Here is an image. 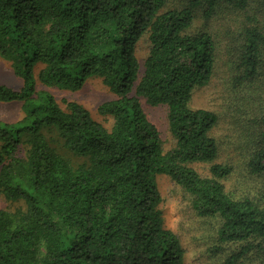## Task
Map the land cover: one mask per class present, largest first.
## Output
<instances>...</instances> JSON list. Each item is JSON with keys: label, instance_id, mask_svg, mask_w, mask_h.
<instances>
[{"label": "trees", "instance_id": "obj_1", "mask_svg": "<svg viewBox=\"0 0 264 264\" xmlns=\"http://www.w3.org/2000/svg\"><path fill=\"white\" fill-rule=\"evenodd\" d=\"M225 9L239 16L234 83L255 82L264 77V0H0V55L23 81L19 89L0 83V101L24 112L0 120V194L25 203L0 208V264H185L160 207V174L191 195L198 215L216 220V250L247 243L231 264L264 252V202L226 188L234 167L216 162L219 117L191 106L215 72L219 41L207 23ZM144 36L150 50L141 63ZM38 65L49 87L78 90L102 78L115 94L99 108L112 127L77 101L62 107L37 90ZM142 99L168 107L171 150ZM263 106L251 121V143L260 144L248 164L261 176ZM194 163L210 164V175Z\"/></svg>", "mask_w": 264, "mask_h": 264}, {"label": "rangeland", "instance_id": "obj_2", "mask_svg": "<svg viewBox=\"0 0 264 264\" xmlns=\"http://www.w3.org/2000/svg\"><path fill=\"white\" fill-rule=\"evenodd\" d=\"M239 16L232 10H223L213 16L207 23L209 29L215 32L219 41L215 72L210 83L195 89L191 106L193 108H207L217 113L218 123L212 131L220 144V154L216 162L230 163L234 167L233 174L224 183L226 188L235 196L250 195L260 202H264V175L253 173L248 166L253 150L260 142L251 143L255 134V124L252 118L257 116L258 102L264 104V77L255 82H243L235 85L233 80V61L235 49L240 42ZM205 19L198 20L197 25L205 23ZM150 50V42L144 36L137 44V54L144 63ZM36 69L37 90L51 92L62 107L67 101H77L85 106L92 116L107 128H111L114 119L110 115L102 114L100 106L115 98V94L103 82L102 78L89 79L82 88L70 90L59 87L46 86L39 78ZM0 83L19 89L22 78L19 77L9 60L0 55ZM144 109L149 119L156 124L161 132L165 150H171L176 144L168 121V107L166 105H150L142 99ZM264 107V106H263ZM24 115L22 103L0 101V120L16 121ZM203 175H210V164L194 163ZM158 185L162 196L160 207L163 211L166 226L174 230L182 240L185 248V264H231V257L247 243L223 244L215 249L217 226L215 219H206L197 214L192 207L191 195L169 175L160 174ZM24 201H10L0 194V208L14 210L24 207ZM234 264H264V252L254 248L246 252Z\"/></svg>", "mask_w": 264, "mask_h": 264}]
</instances>
